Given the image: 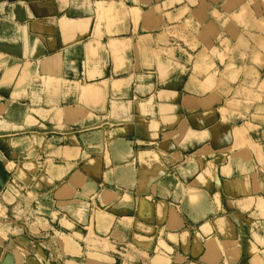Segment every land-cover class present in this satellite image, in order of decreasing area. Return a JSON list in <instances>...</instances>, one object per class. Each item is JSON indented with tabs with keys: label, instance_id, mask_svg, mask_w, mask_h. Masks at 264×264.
I'll list each match as a JSON object with an SVG mask.
<instances>
[{
	"label": "crops",
	"instance_id": "1",
	"mask_svg": "<svg viewBox=\"0 0 264 264\" xmlns=\"http://www.w3.org/2000/svg\"><path fill=\"white\" fill-rule=\"evenodd\" d=\"M18 206L61 264H264V0H0ZM28 238L0 264H50Z\"/></svg>",
	"mask_w": 264,
	"mask_h": 264
},
{
	"label": "rangeland",
	"instance_id": "2",
	"mask_svg": "<svg viewBox=\"0 0 264 264\" xmlns=\"http://www.w3.org/2000/svg\"><path fill=\"white\" fill-rule=\"evenodd\" d=\"M100 6L102 5H99V7ZM102 12L104 13L105 10ZM88 88L89 87L82 90L83 96H89L87 95L88 93H90L88 92ZM31 221L32 217L23 206H18L15 209H11L8 216H0V235L6 236V238H10L11 236V238L13 239H15L17 236H28L29 241L36 244V246L42 251L47 252V261L50 262V264H61V254L54 236L48 234L46 231H29V225L32 223Z\"/></svg>",
	"mask_w": 264,
	"mask_h": 264
},
{
	"label": "bare ground",
	"instance_id": "3",
	"mask_svg": "<svg viewBox=\"0 0 264 264\" xmlns=\"http://www.w3.org/2000/svg\"><path fill=\"white\" fill-rule=\"evenodd\" d=\"M102 5H103V4H102ZM101 7H102V6H100V7L98 6L97 8H99L100 10H99V9H98V10H99L101 13H103L102 11H104V9H103V7H102V8H101ZM116 83H117V82H116ZM116 83H115V84H116ZM112 84H113V83H112ZM88 92H90V93H88L87 95L92 96V95L95 94L96 91H94L93 88L89 87V88H88Z\"/></svg>",
	"mask_w": 264,
	"mask_h": 264
}]
</instances>
